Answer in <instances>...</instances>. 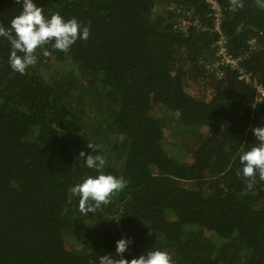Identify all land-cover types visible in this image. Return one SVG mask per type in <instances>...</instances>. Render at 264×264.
<instances>
[{"label":"trees","instance_id":"1","mask_svg":"<svg viewBox=\"0 0 264 264\" xmlns=\"http://www.w3.org/2000/svg\"><path fill=\"white\" fill-rule=\"evenodd\" d=\"M217 1L229 53L264 86V0H239L235 11ZM36 3L90 35L67 54L38 48L24 75L0 37V264H98L125 235L129 260L160 248L175 264H264V180L237 175L252 129L264 126V99L255 102L231 68L217 78L208 67L218 33L205 0ZM21 10L0 0V26ZM207 79L208 99L186 89ZM158 105L171 111L174 146L187 158L166 148ZM81 152L101 155L104 172L127 181L88 215L69 191L95 174Z\"/></svg>","mask_w":264,"mask_h":264},{"label":"clouds","instance_id":"2","mask_svg":"<svg viewBox=\"0 0 264 264\" xmlns=\"http://www.w3.org/2000/svg\"><path fill=\"white\" fill-rule=\"evenodd\" d=\"M230 2L232 11L242 6L239 0ZM16 3L22 10L10 21L7 29L0 26V37L7 38L11 46L9 66L16 73L24 75L27 69L37 65L38 48L51 44L52 48L67 54L78 39L87 40L90 35V27L82 25L76 18L65 20L59 12L46 15L36 0H16ZM49 54L48 51L43 52L44 56ZM176 116L179 118V110ZM252 133L256 142L239 154L242 167L237 172L238 176L250 182H254L257 174L260 180H264V126L254 127ZM89 147L98 150L97 146L89 144ZM80 156L85 158V166L95 174L86 175L69 191L72 197L78 198L81 213L88 215L109 205L112 197L127 187V181L123 176L105 173L106 161L101 155L81 152ZM133 243L132 237L121 236L115 241V253L99 256L98 264H175L171 253L160 248L148 249L130 260L125 258L124 253Z\"/></svg>","mask_w":264,"mask_h":264},{"label":"built area","instance_id":"3","mask_svg":"<svg viewBox=\"0 0 264 264\" xmlns=\"http://www.w3.org/2000/svg\"><path fill=\"white\" fill-rule=\"evenodd\" d=\"M209 5L211 15L214 20V29L218 33V39L215 43V55L214 58L208 64L211 72L217 78L223 75L225 68L229 67L238 74V78L244 82L250 84L255 90V102H261L264 99V86L259 84L249 73L245 71L241 64V58L235 57L229 53L226 46V38L221 30V22L223 19V7L217 0H205ZM253 40L250 41L252 44Z\"/></svg>","mask_w":264,"mask_h":264},{"label":"rangeland","instance_id":"4","mask_svg":"<svg viewBox=\"0 0 264 264\" xmlns=\"http://www.w3.org/2000/svg\"><path fill=\"white\" fill-rule=\"evenodd\" d=\"M164 8L162 6H156V12H162ZM212 60V59H211ZM213 83L211 79L207 80H200V81H187L186 82V89L195 97L198 99H208L211 95V92L214 90L213 85L210 84ZM153 115L160 119L166 127V136L164 137V142L166 145V148H170L172 150L175 149L176 154L181 158H187L188 155V149L184 147H176L174 146L175 143V134L177 132H180L178 125L174 121V117L172 116L171 111L163 107L162 105L155 106L153 109Z\"/></svg>","mask_w":264,"mask_h":264}]
</instances>
